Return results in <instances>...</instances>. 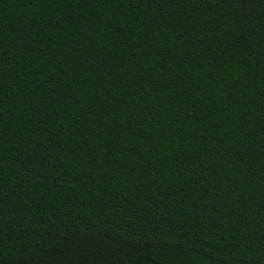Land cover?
<instances>
[{
  "label": "trees",
  "instance_id": "obj_1",
  "mask_svg": "<svg viewBox=\"0 0 264 264\" xmlns=\"http://www.w3.org/2000/svg\"><path fill=\"white\" fill-rule=\"evenodd\" d=\"M0 264H264V0H0Z\"/></svg>",
  "mask_w": 264,
  "mask_h": 264
}]
</instances>
